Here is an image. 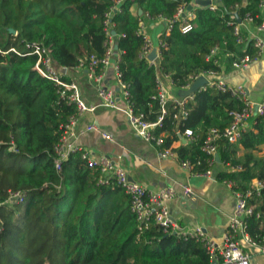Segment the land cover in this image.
Masks as SVG:
<instances>
[{
	"label": "trees",
	"instance_id": "1",
	"mask_svg": "<svg viewBox=\"0 0 264 264\" xmlns=\"http://www.w3.org/2000/svg\"><path fill=\"white\" fill-rule=\"evenodd\" d=\"M213 1L214 10H192L187 33L175 22L168 34L159 37L156 66L143 54L140 22L170 18L179 5L192 0H123L113 11L119 80L126 86L134 115L151 123L161 115L158 100L152 98L157 95L158 75L169 77L175 89H183L200 74L231 71L233 62L245 56L258 59L253 42L245 38L247 31L241 29L244 42L238 43L234 26L246 14L253 17L254 25L264 21L259 8L264 0ZM115 2L0 0V202L8 191L23 194L22 203L0 206V264L212 263L202 243L194 239L163 233L154 221L140 230L128 197L113 182L97 187L98 173L86 166L80 152L71 153L60 171L55 169L54 147L77 108L61 98L55 83L34 70L37 57L28 54L27 45L49 48L59 67L75 69L83 64L86 70L91 56L105 54L104 22ZM133 6L142 14L133 13ZM61 79L71 82L66 75ZM244 108L241 99L206 86L187 101L184 120L173 118L176 110L167 102L153 134L163 135L159 149L170 148L186 130L199 135L174 152L180 161L190 163L191 173H204L212 168L202 150L208 131L224 130L232 121L230 112ZM219 143L220 163L226 169L215 179L230 182L232 192L241 193L253 189L254 180L261 182L263 188L248 202L256 211H264V113L249 120L235 143ZM248 233L264 246V217L250 218Z\"/></svg>",
	"mask_w": 264,
	"mask_h": 264
},
{
	"label": "built area",
	"instance_id": "2",
	"mask_svg": "<svg viewBox=\"0 0 264 264\" xmlns=\"http://www.w3.org/2000/svg\"><path fill=\"white\" fill-rule=\"evenodd\" d=\"M123 0H116L114 7H112L109 13L106 14L105 19V31L107 35V48L105 54L101 58L91 56L89 58L88 67L85 70L87 74V80L95 85L96 94L100 101V106L116 109L117 101L113 95V91L107 89L102 84V78L104 71L110 66L112 58L115 60L116 69L118 57L116 56L117 48L115 45V32L113 31V24L111 22V17L113 11L117 9L119 3ZM183 1V0H180ZM209 4L206 6L211 10L216 8V2L213 0H207ZM193 0L191 4L187 5L182 3L177 8L175 14L170 17H157L153 21L163 22L165 25V34H168L175 22L179 23V28L182 33H187L191 30L192 26L190 22L194 19ZM259 8L264 12V2H261ZM235 16H231V20L234 21ZM145 21V19H144ZM144 21L140 22V27L138 29L139 35H143L145 45L143 47V54L147 56L154 50L156 57L159 56V47L161 45L158 41V46L154 48L150 42V39L144 32ZM233 23L231 22L230 25ZM247 26L246 39L253 42L254 48L256 49L257 56L260 57L264 52V37H260L259 34L264 35V21L258 25H254V19L250 14H246L243 22L234 26V35L238 37V43H243L244 38L241 37L240 31L241 26ZM27 48L30 49L29 55H35L37 61L34 65V70L43 78L55 83L58 87L59 94L62 99H67L68 102L76 105L77 115L69 118L68 123L65 125V131L60 139V142L54 147L55 153V169L60 171L61 165L64 161L68 159V156L74 152H80L81 158L85 162L89 169H93L98 173L95 185L102 186L108 185L110 183L116 184L128 197L130 204V211L134 215L139 229L141 230L149 221H154L166 234H177L183 238H191L200 243L209 253L211 262L217 261L218 264H250L251 255L246 248H256L261 253H264V246L258 245L248 233V220L252 217L261 218L264 217V211H256L255 205L250 204L248 201L252 197L253 193L259 194L260 190L263 188L261 182L254 180L253 189H250L244 193L233 192L235 198V205L232 209L230 215L227 229L223 235L221 244L217 245L215 242L208 239L201 229H196L192 232L185 231L181 229L178 224L171 218L170 211L166 203L175 197V190L173 187H164L158 191H149L144 189L142 186L134 181L130 180V177L126 171L121 168L117 163L112 161L108 157H100L93 159L87 152H83L81 149L76 147H71L69 145V139L73 137V128L77 123L78 118L85 112H93L95 106L87 105L81 95V90L77 84L73 81L66 83L62 81V75L59 74L54 69V62L51 58V51L49 48L36 45L28 44ZM216 50L212 51V55ZM148 60V59H147ZM149 61V60H148ZM253 60L249 56H245L239 61H234L232 67L236 70H243L249 65ZM152 65H158L154 61H149ZM77 68L82 69L84 65L81 64ZM99 69V73L96 71ZM117 76L119 79V74L117 70ZM199 77H205L210 84V87L216 88L221 92H228L233 97H237L244 101L245 108L240 112H230L231 123L224 130L210 129L207 136L202 144V150L210 157V164L212 168L204 173H192L194 175L200 174L202 177L210 178L213 173V168L215 164L217 165L216 156H219V142L225 140L228 143H235L240 134L248 128L249 120L258 114L264 113V102L261 103H251L247 99V92L245 88L241 85L231 86L226 83L225 80L221 79L218 73L206 72L200 74L194 78V81ZM120 81V80H119ZM165 81H170L169 77L164 75H158L156 79L157 95L152 97L158 100L161 106V115L158 117L157 121L154 123L147 122L143 120L142 115H134L132 109L128 104V93L126 91V86L120 82V89L122 93V98L126 103L125 114L127 116L129 124L134 129L136 135L142 138L144 141L153 144L158 150V157L160 159H167L175 156L174 150L171 148L159 149L163 143V135L155 136L153 134L154 128L161 125L163 115L166 113V103L171 101L176 113L173 118L175 120H184L187 116L186 103L188 100L192 99V94L185 96L181 99L169 100L167 97ZM207 84V85H208ZM192 84L184 87L189 89ZM204 89V88H202ZM97 128L90 124L86 128V131H94ZM102 137L107 141H113V138L109 134L102 133ZM185 138L188 141H194L199 135H194L192 131L186 130L184 133ZM11 150H14V145H11ZM181 167L187 169L191 172L192 166L187 161H180ZM227 187L230 188L231 183H225ZM186 193H190L189 189H185ZM23 194L20 191H8L6 198L3 202H0V206L3 204L11 205L13 203H22Z\"/></svg>",
	"mask_w": 264,
	"mask_h": 264
},
{
	"label": "crops",
	"instance_id": "3",
	"mask_svg": "<svg viewBox=\"0 0 264 264\" xmlns=\"http://www.w3.org/2000/svg\"><path fill=\"white\" fill-rule=\"evenodd\" d=\"M196 2L200 4L195 5L193 0L192 10L200 8L201 4L207 6V0ZM131 11L138 13L135 6ZM144 22V32L152 46L156 48L159 37L165 33V25L158 21ZM116 56L118 57V53ZM159 61L157 56L154 62L158 64ZM223 69L219 76L231 86H237L233 81L238 76V72L249 69L246 70L242 83L238 85L245 88L249 102H264V52L243 70ZM62 75H66L77 84L82 99L87 105L95 106L93 112H85L78 118L73 128V137L68 140L69 145L87 152L93 159L104 156L110 158L123 168L134 182L146 190L158 191L164 187H173L175 197L166 203L171 218L181 229L192 232L199 228L208 239L217 245L221 244L235 205V198L229 187L215 179L217 173L226 169L220 163V159L213 168V175L210 178L202 177L200 174L194 175L181 167L177 155L160 159L157 148L138 137L128 122L125 114L126 103L122 98L114 58L103 73L102 84L113 91L117 101L116 109L100 106L96 87L87 80L85 70L66 69ZM164 84L169 100L185 97L187 89H175L169 81H165ZM207 86L210 87V84ZM90 124H93L97 130L86 131ZM102 133L111 135L113 141L105 140ZM179 139L170 146L172 150L191 142L184 135ZM185 189H189L190 193H186ZM246 249L251 255L250 264H264V253L256 248Z\"/></svg>",
	"mask_w": 264,
	"mask_h": 264
},
{
	"label": "water",
	"instance_id": "4",
	"mask_svg": "<svg viewBox=\"0 0 264 264\" xmlns=\"http://www.w3.org/2000/svg\"><path fill=\"white\" fill-rule=\"evenodd\" d=\"M208 4H209V2L207 1L206 5H208ZM188 9L191 10L192 7L190 6ZM138 13H139V15H141L142 11H139ZM10 33H14V31L11 29ZM147 59L149 61H154L156 59V53H155L154 50L147 56ZM207 84H208V81H207V79L205 77H199L198 79H196L192 83L191 87L185 92V96L194 94L198 90H200L202 88H205L207 86ZM178 137L181 138V135H178ZM184 142H185V140H184ZM216 161L219 162V156H216ZM130 180L133 181L131 178H130ZM211 264H218V262L217 261H212Z\"/></svg>",
	"mask_w": 264,
	"mask_h": 264
},
{
	"label": "rangeland",
	"instance_id": "5",
	"mask_svg": "<svg viewBox=\"0 0 264 264\" xmlns=\"http://www.w3.org/2000/svg\"><path fill=\"white\" fill-rule=\"evenodd\" d=\"M197 0H194V4L195 5H199L200 3L199 2H196ZM204 5L205 4H201V6H200V8L201 7H204ZM245 29V30H247V26L246 25H242L241 26V29ZM259 36L262 38V37H264V35L263 34H259ZM53 66H54V69L59 73V74H63L64 72H65V69L64 68H62V67H59V66H57V65H55V64H53ZM252 66V65H251ZM251 66H250V68H251ZM249 68V69H250ZM248 69V70H249ZM247 70V69H246ZM246 70H244V71H242V72H238V76L236 77V79L233 81L234 83H237V85H238V83L240 84V83H242V80H243V78H244V75L246 74V72L248 71H246Z\"/></svg>",
	"mask_w": 264,
	"mask_h": 264
}]
</instances>
